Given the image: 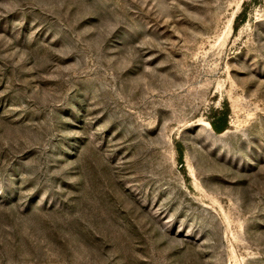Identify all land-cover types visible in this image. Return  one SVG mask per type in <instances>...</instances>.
Wrapping results in <instances>:
<instances>
[{"label":"rangeland","instance_id":"rangeland-1","mask_svg":"<svg viewBox=\"0 0 264 264\" xmlns=\"http://www.w3.org/2000/svg\"><path fill=\"white\" fill-rule=\"evenodd\" d=\"M0 264H264V0H0Z\"/></svg>","mask_w":264,"mask_h":264},{"label":"trees","instance_id":"trees-1","mask_svg":"<svg viewBox=\"0 0 264 264\" xmlns=\"http://www.w3.org/2000/svg\"><path fill=\"white\" fill-rule=\"evenodd\" d=\"M210 125H211L212 129H213L215 132H217V133L223 131V129H224V128L221 127L219 124H217L215 121H210ZM180 154H181V153H180Z\"/></svg>","mask_w":264,"mask_h":264}]
</instances>
